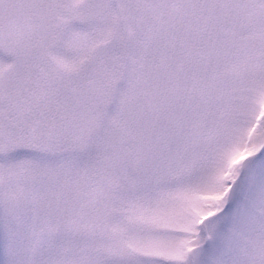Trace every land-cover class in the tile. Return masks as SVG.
I'll return each instance as SVG.
<instances>
[{"label": "snow or ice", "instance_id": "obj_1", "mask_svg": "<svg viewBox=\"0 0 264 264\" xmlns=\"http://www.w3.org/2000/svg\"><path fill=\"white\" fill-rule=\"evenodd\" d=\"M0 264H264V0H0Z\"/></svg>", "mask_w": 264, "mask_h": 264}]
</instances>
